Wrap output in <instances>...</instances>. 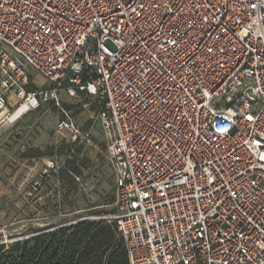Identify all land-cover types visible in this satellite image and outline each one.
<instances>
[{
  "label": "built area",
  "instance_id": "built-area-1",
  "mask_svg": "<svg viewBox=\"0 0 264 264\" xmlns=\"http://www.w3.org/2000/svg\"><path fill=\"white\" fill-rule=\"evenodd\" d=\"M60 86L103 104L127 264H264V0H0V127Z\"/></svg>",
  "mask_w": 264,
  "mask_h": 264
},
{
  "label": "rangeland",
  "instance_id": "rangeland-1",
  "mask_svg": "<svg viewBox=\"0 0 264 264\" xmlns=\"http://www.w3.org/2000/svg\"><path fill=\"white\" fill-rule=\"evenodd\" d=\"M32 77L34 88L55 86L37 74ZM56 97L57 100L39 102L14 123L0 127V241L27 235L29 229L58 225L54 219L42 216V207L47 197L70 189L57 180V171L66 161L80 164L76 185L71 186L76 189L77 206L67 217H104L103 213L111 208L114 174L106 152L109 136L102 122L103 104L85 92L70 96L63 86L57 88ZM65 113L79 129L75 140L70 134L55 131ZM72 141L75 144L71 149L60 150ZM50 160L52 168L46 164ZM99 210L102 214L96 213Z\"/></svg>",
  "mask_w": 264,
  "mask_h": 264
},
{
  "label": "trees",
  "instance_id": "trees-1",
  "mask_svg": "<svg viewBox=\"0 0 264 264\" xmlns=\"http://www.w3.org/2000/svg\"><path fill=\"white\" fill-rule=\"evenodd\" d=\"M74 144L75 141H72L61 146L60 150L71 149ZM79 168L80 164L71 160L58 169L57 180L70 189L47 197L46 205L42 207V216L54 219L58 225L41 230L29 229L27 235L0 241V264H127L123 240L117 235L112 221L91 214L74 220L67 217L77 206L76 189L71 186L76 185ZM51 175L54 177V174ZM82 201L85 203L84 199ZM113 201L114 189L110 207ZM102 212L99 210L96 213ZM112 212L111 207L103 216Z\"/></svg>",
  "mask_w": 264,
  "mask_h": 264
},
{
  "label": "bare ground",
  "instance_id": "bare-ground-1",
  "mask_svg": "<svg viewBox=\"0 0 264 264\" xmlns=\"http://www.w3.org/2000/svg\"><path fill=\"white\" fill-rule=\"evenodd\" d=\"M20 111H21V109H20Z\"/></svg>",
  "mask_w": 264,
  "mask_h": 264
},
{
  "label": "water",
  "instance_id": "water-1",
  "mask_svg": "<svg viewBox=\"0 0 264 264\" xmlns=\"http://www.w3.org/2000/svg\"><path fill=\"white\" fill-rule=\"evenodd\" d=\"M250 92V91H249Z\"/></svg>",
  "mask_w": 264,
  "mask_h": 264
}]
</instances>
